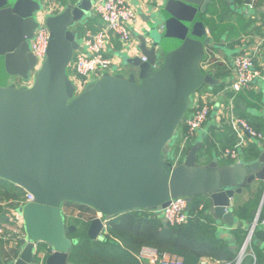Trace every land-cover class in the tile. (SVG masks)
I'll list each match as a JSON object with an SVG mask.
<instances>
[{"label":"water","instance_id":"95a60500","mask_svg":"<svg viewBox=\"0 0 264 264\" xmlns=\"http://www.w3.org/2000/svg\"><path fill=\"white\" fill-rule=\"evenodd\" d=\"M210 2L163 0L154 10L163 30L153 21L140 37L139 56L123 57L137 75L105 73L74 96L67 69L81 47L73 28L92 1L77 0L45 20L49 42L35 70L29 43L41 5L0 0V181L34 198L18 209L27 242L8 264H33L35 245L47 248L45 264H67L77 240L61 215L65 203L107 219L139 210L162 216L176 198H185L188 211L195 197H205L210 213L232 225L234 195L264 182V153L249 164L199 166L197 144L180 164L167 160L193 95L213 84L200 67L211 42L200 16ZM263 200L264 192L258 211ZM100 219L89 237L105 234Z\"/></svg>","mask_w":264,"mask_h":264},{"label":"crops","instance_id":"0c3cea01","mask_svg":"<svg viewBox=\"0 0 264 264\" xmlns=\"http://www.w3.org/2000/svg\"><path fill=\"white\" fill-rule=\"evenodd\" d=\"M41 6H46L48 0H37ZM59 5L54 15L61 13L68 6H74L77 0H55ZM92 6L87 15H84L75 26L81 29V35L77 37L82 40L86 32L96 33L102 29V22L95 11L97 0H91ZM137 10V19L132 26L131 36L137 44L140 37L152 27V22H156L158 31L163 30L164 22L155 19L154 10L161 8L163 0H125ZM53 15V16H54ZM200 21L204 27L205 35L210 38L209 46L204 49V56L200 62L201 70L209 75L212 85H205L201 91L193 95V101L198 99V103H208L210 107L209 117L199 130L195 140L189 144V149L194 145L200 144L210 146L208 155L199 157L197 154V165L206 166L216 161L218 167H228L240 162L245 164L255 162L264 153V140L257 142L249 137L240 127L233 124L231 116L243 121L253 131L258 132L264 138V0H211L207 6L206 13L200 16ZM80 44V42H79ZM105 52L109 57L115 58L116 65L110 71L112 75L121 74L128 77L131 74L137 75L138 70L125 65L123 57L139 56V51L133 55L121 53L119 42L113 37H109L105 44ZM251 55L254 61V70L259 74L251 88L244 92L249 93L245 99L237 97L236 93L228 90V86L234 81L236 70L234 60L237 56ZM115 68V70L113 69ZM22 86V83H17ZM250 95V96H249ZM192 102V101H191ZM186 128L184 123L178 129L179 138H183ZM200 147V149H201ZM237 149V160L225 157L224 151L228 149ZM170 156V153L168 154ZM264 187V182L255 180L250 185L244 187L240 194L234 195L231 200L233 209L232 225H227L224 221L218 220L210 213L219 239L233 251L241 249L244 243L241 240L242 235L236 234L237 229L247 230L251 225L238 217L240 207L247 202L251 195ZM264 192V188H263ZM263 196V194H262ZM206 199V198H205ZM209 202V201H208ZM10 202L0 203V206L6 208ZM26 205H15L7 207L9 215L1 223L5 226V232L11 233L12 230H19L24 233V238L6 239L3 246H0V264L15 262L20 255V245L27 242V234L24 226V219L19 214L18 209ZM77 212L83 217L79 220L86 224V235L91 241H103V233L98 232L92 238L88 236L90 224L99 218L96 211L92 209H81L78 205L61 206V215L66 227L78 228L79 223L71 213ZM17 213L21 219L20 226L17 225L13 213ZM71 212V213H70ZM75 215V214H74ZM102 222V218L100 219ZM105 228V225H103ZM94 233V232H93ZM70 239H79L68 235ZM2 242V243H3ZM74 246V248L76 247ZM46 254V255H44ZM47 258V248L44 245L34 250L33 264H45ZM209 259H202L201 264H212ZM67 264H81L71 259Z\"/></svg>","mask_w":264,"mask_h":264},{"label":"trees","instance_id":"16d2710c","mask_svg":"<svg viewBox=\"0 0 264 264\" xmlns=\"http://www.w3.org/2000/svg\"><path fill=\"white\" fill-rule=\"evenodd\" d=\"M76 34L81 35L80 28L77 29ZM201 90L202 88L198 91ZM236 94L237 97L245 99L249 93L240 91ZM179 139L181 138L177 133V138L169 150L170 156L167 157L168 162L174 165L180 164L189 151L190 143L184 147L178 157L180 147L178 145L175 149L173 147ZM178 144L180 146V143ZM209 149L210 146L203 145L199 151V157L208 155ZM263 188L251 195V198L238 211V217L248 225H251L258 211ZM25 195L23 190L0 181V203L10 202L7 207L23 205ZM78 206L81 209H90L86 206ZM7 207L0 206V226L9 215ZM209 207L210 204L205 197H195L187 211V220L180 225L164 224L162 216L150 210L130 211L107 218L103 241H91L87 237V226L79 221L83 217L81 214L75 219L80 226L71 234L72 237L79 239V244L73 248L69 259L81 264H140L136 258L137 253L143 247H151L160 253H169L181 258L183 264H201L202 259H209L213 262L212 264H234L239 250H231L223 240L218 238L214 221L208 212ZM262 221H264V200L260 210L259 224L254 231L251 244L255 264H264V226L260 225ZM247 233V230L237 229L235 235H242L243 241ZM5 240L0 238V246H3ZM241 264H252V261L246 257Z\"/></svg>","mask_w":264,"mask_h":264},{"label":"built area","instance_id":"2783aa9c","mask_svg":"<svg viewBox=\"0 0 264 264\" xmlns=\"http://www.w3.org/2000/svg\"><path fill=\"white\" fill-rule=\"evenodd\" d=\"M59 5L55 0H48L47 5L41 6L40 12L36 15L37 28L34 31L33 38L29 43V51L35 58L37 64L35 70L41 65L45 58L48 42L49 32L45 26V20L53 16L56 10H59ZM95 11L99 15L102 22V29L96 33L86 32L83 36L80 47L81 51L75 52L73 55V62L71 63V70L68 74L69 81L74 87V96H77L89 83L98 80L103 74L110 73L112 67L116 65L115 58L109 57L105 52V44L109 37L116 39L121 46V53L125 55H133L138 50L137 44L133 41L131 36V29L137 19V10L134 6L125 0H97L95 4ZM145 61V58H141ZM234 67L236 75L234 81L228 86V90L233 93L249 90L258 78L259 74L254 70V61L251 55L241 54L234 60ZM197 95V92H196ZM210 107L208 103H198V99L193 101L188 108L183 123L186 132L181 137L180 152L188 143H192L199 130L209 117ZM233 124L236 127L243 129L249 137L261 142L264 138L253 131L243 121L231 116ZM225 157L237 160V149L232 148L224 151ZM33 196L26 193L23 205L33 202ZM187 202L185 198L172 199L169 205L163 210L162 218L166 220L169 225H180L187 220L186 211ZM201 208V207H200ZM99 215V214H98ZM260 211L256 212L251 223L243 246L239 250L234 264H241L242 261L249 257L252 264H255V256L251 251V244L253 234L259 224ZM14 219L18 226L21 224V219L17 213H13ZM100 217V215H99ZM103 225L106 224L107 219L102 218ZM264 226V221L260 223ZM5 226H0V238H24V233L19 230H12L11 233L5 232ZM39 245H35V249ZM264 246V245H263ZM140 264H183L181 258L169 254L160 253L155 248L143 247L136 255ZM219 264V263H217Z\"/></svg>","mask_w":264,"mask_h":264},{"label":"rangeland","instance_id":"374dc122","mask_svg":"<svg viewBox=\"0 0 264 264\" xmlns=\"http://www.w3.org/2000/svg\"><path fill=\"white\" fill-rule=\"evenodd\" d=\"M73 30L75 31L76 28L74 27ZM78 37H79V36H78ZM78 37H77V41L81 43V40H80ZM72 62H73V60H72ZM72 62H71V63H72ZM113 69L115 70V68H113ZM70 70H71V66H69V68L67 69V73L70 72ZM178 143L181 144V139H179L178 142H177V140H176V142H175V144H174V147H173L174 149H175V146H177V145H178V147H180ZM169 150H170V148H169ZM74 212H75V211H74ZM70 213H71V212H70ZM74 214H75V215H74ZM74 214L71 213L70 216L72 215L71 217H74V216H78V215H79L77 212H75Z\"/></svg>","mask_w":264,"mask_h":264}]
</instances>
